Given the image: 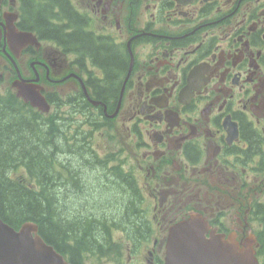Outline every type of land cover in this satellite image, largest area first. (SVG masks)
I'll use <instances>...</instances> for the list:
<instances>
[{"label": "flooded vegetation", "instance_id": "1", "mask_svg": "<svg viewBox=\"0 0 264 264\" xmlns=\"http://www.w3.org/2000/svg\"><path fill=\"white\" fill-rule=\"evenodd\" d=\"M36 3L0 0V92L37 78L48 102L76 95L114 129L135 159L144 263L160 264L168 226L190 213L209 233L257 236L264 0H43L38 22Z\"/></svg>", "mask_w": 264, "mask_h": 264}, {"label": "trees", "instance_id": "2", "mask_svg": "<svg viewBox=\"0 0 264 264\" xmlns=\"http://www.w3.org/2000/svg\"><path fill=\"white\" fill-rule=\"evenodd\" d=\"M33 12L38 22L41 10ZM51 102L53 111L44 115L9 91L0 94V218L14 229L34 222L71 264H123L124 242L113 233L123 232L133 243L144 237L132 177L119 165L108 167L111 155L93 154L86 110L70 97L62 102L65 111ZM80 113L84 120L77 119ZM90 126L97 130L99 124ZM257 256L264 264V232Z\"/></svg>", "mask_w": 264, "mask_h": 264}, {"label": "water", "instance_id": "3", "mask_svg": "<svg viewBox=\"0 0 264 264\" xmlns=\"http://www.w3.org/2000/svg\"><path fill=\"white\" fill-rule=\"evenodd\" d=\"M17 81V97L41 112L49 105L39 90ZM199 215H190L168 230L164 264H259L253 240L239 244L233 238L210 234ZM0 264H70L39 236L37 226L25 223L14 230L0 219Z\"/></svg>", "mask_w": 264, "mask_h": 264}, {"label": "rangeland", "instance_id": "4", "mask_svg": "<svg viewBox=\"0 0 264 264\" xmlns=\"http://www.w3.org/2000/svg\"><path fill=\"white\" fill-rule=\"evenodd\" d=\"M93 142H94V146H95L96 150L98 151L99 155L104 154V152H106L108 150H114V149L119 150V148L122 146V141L120 140V138L115 133L108 132L107 130L95 131V133L93 135ZM122 152L123 153L121 154V157H123L125 154H128L129 156H131L128 151H125V149ZM131 163L135 166L136 165L135 159H132V161L128 160V162L125 163V168L129 170L130 167L132 166ZM256 229L257 228H255V230ZM114 238L117 240H120L122 242H123V240H125V236L121 232H116L114 234ZM145 245L146 244L144 242H142L139 245V246H141L140 251H138L135 255L132 256L134 263H143L144 262V256H145V252H146L145 248H144ZM122 257H123L122 262L125 263L128 255H126L124 253L122 255ZM102 260L103 261H101V264H112L111 261H104L105 259H102ZM94 264H98V263L94 262Z\"/></svg>", "mask_w": 264, "mask_h": 264}]
</instances>
